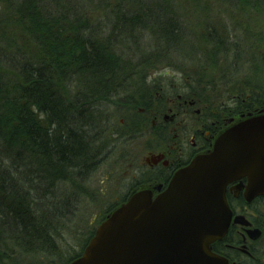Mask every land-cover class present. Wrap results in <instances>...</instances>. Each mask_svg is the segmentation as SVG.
Listing matches in <instances>:
<instances>
[{"label":"trees","instance_id":"16d2710c","mask_svg":"<svg viewBox=\"0 0 264 264\" xmlns=\"http://www.w3.org/2000/svg\"><path fill=\"white\" fill-rule=\"evenodd\" d=\"M240 2L223 4L230 9L247 7L264 14L263 0ZM148 3V0H92L91 5L94 4L96 8L74 12L73 18L67 16L69 7L66 6L63 15L56 19L48 16L50 11L43 8L41 0H15L6 8H1V242L5 241L2 233L6 232L10 235L6 238L11 239L16 246L33 251L43 249L42 253L50 256L58 254L59 218L62 217L59 211L65 208V201L56 191L63 190V183L70 184V172L76 175L72 176L75 181L70 184L75 190L92 171L91 167L96 163L101 146L106 145L103 136L100 138L101 134L93 136L94 129H88L94 128L92 118L102 114L106 118L109 104L120 99L122 94L129 100L130 96L135 99L134 85L130 79L136 73L126 69L130 63L127 59L129 55L121 50L115 51L114 48L122 41H129L127 46H131L130 42L136 40L128 37L129 33L135 31L133 25L140 26L150 21L156 35L151 40L157 50L165 52L180 47L179 42H182L183 34L187 32L181 22L172 21L175 15L168 17L161 10L153 13ZM123 8L128 11L137 9V13L118 25ZM153 8L156 10L163 6L153 5ZM95 12L105 17L99 26L102 17ZM64 16L66 18L63 19ZM89 16L96 20H90ZM109 28V32L106 31ZM146 31L151 33L148 28ZM206 37L216 50L214 55L224 54L225 62L232 63V57H235L233 63L239 59L243 67L251 58L252 64L258 63L264 69V53L259 54L257 59L252 55L246 58L240 38L236 43L228 32L220 34L212 29H208ZM152 59L143 55L141 60L147 63L142 66L143 70L150 66ZM70 86L75 87L73 94L67 90ZM261 93L263 97L254 95L256 98L249 101L257 104L255 109L246 104L248 99L240 100L235 112L238 115L264 112V91ZM74 113L79 115L72 116ZM89 113L94 115L90 116V121L87 119ZM84 125L88 126L87 132L82 130L85 129ZM46 140L49 143L47 146ZM49 146H53V150ZM39 154L43 162L37 160ZM34 164L37 166L30 168ZM64 169L68 172L64 175L67 179L64 176L56 179L59 181L58 188L51 187L48 181L51 175L56 177ZM32 193L39 196H32ZM6 247L8 245L5 244L2 250ZM0 260V264H5L3 255Z\"/></svg>","mask_w":264,"mask_h":264},{"label":"rangeland","instance_id":"374dc122","mask_svg":"<svg viewBox=\"0 0 264 264\" xmlns=\"http://www.w3.org/2000/svg\"><path fill=\"white\" fill-rule=\"evenodd\" d=\"M12 1L15 0H0V10L6 8ZM148 2L153 13L161 10L168 17L175 15L172 21L181 22L185 27L187 32H184V38L179 42L180 47L165 52L162 49L157 50L151 40L156 35L151 29L150 21L136 26L135 31L128 34V37L136 39L130 42L131 46H127L129 41H122L114 48L115 51L121 50L129 55L127 59L130 63L126 69L136 73V76L130 79L134 85L135 99L130 96L129 100L122 94L120 99L109 104L106 118L104 114L92 118L91 122L94 124L92 129L95 134L93 136L101 134L100 138L103 136L106 145L98 148L99 154L95 159L96 163L91 167L92 171L75 190L70 184L75 181L72 176L76 175L70 172L68 174L70 184L63 183L61 185L63 190L56 191L65 201L63 202L65 208L59 211L62 217L59 218L61 225L58 231V254L50 256L42 253L43 249L33 251L16 246L11 239L6 238L10 235L4 232L2 234L5 241H0V256L3 255L5 264H66L70 260L68 258L83 251L95 227L133 188L136 186L145 188L158 183L156 180L150 181L151 184L145 181L150 173L145 160L149 153L168 150L175 138L180 139V153L183 152L185 155L190 150L191 129L199 127L201 122L213 121L215 124L209 125L213 128L212 133L217 135L228 125L229 119L239 118L238 112H235L238 101L248 99L246 104L255 109L257 104L249 102L250 99H255L254 95L263 97L261 92L264 91V69L262 70L258 63L252 64L251 58L243 67L239 59L233 63L235 57H232V63L225 62L224 54L219 52L220 54L214 55L216 50L208 43L206 37L208 29L220 34L228 32L234 42L238 43L240 38V44H244L246 58L252 55L257 59L259 54L264 53L263 13L251 11L247 7L230 9L223 4L241 3L240 0H148ZM41 3L43 8L46 7L50 11L48 16L52 19L63 15L66 6L69 7L67 16L71 15L73 18L74 12L80 13L81 9L89 11L95 7L94 4L91 5L92 0H41ZM153 5H162L163 8L155 10ZM95 13L102 17L99 26L105 17L100 12ZM89 17L90 20H96L93 16ZM147 28L151 33H147ZM143 55L153 58L150 66L144 70L142 66L147 63L142 62ZM74 86L67 88L72 94L75 92ZM104 97L108 98L106 95ZM182 101L187 103L180 107L179 103ZM173 114L175 119L171 121L170 117ZM163 115L168 117L164 124L161 122ZM90 116L94 115L89 113L87 119ZM154 117H157L161 125L163 124L162 129L169 130L156 133L154 131L156 128L152 127ZM118 126H127L129 129H111ZM102 127H109V130L104 133V129H100ZM171 129L178 130L175 132ZM50 140H53V135L50 136ZM49 147L53 150V146ZM37 160L43 162L40 154ZM36 166L31 165L30 168ZM67 173L64 169L56 177L51 175L48 180L50 186H59L57 180ZM66 177L63 178L67 179ZM7 186L9 187V184ZM62 194L65 197H62ZM32 196L38 197L39 194L32 193ZM2 220L0 216V221ZM5 244L8 247L2 250ZM9 249L13 252L7 251Z\"/></svg>","mask_w":264,"mask_h":264},{"label":"water","instance_id":"95a60500","mask_svg":"<svg viewBox=\"0 0 264 264\" xmlns=\"http://www.w3.org/2000/svg\"><path fill=\"white\" fill-rule=\"evenodd\" d=\"M235 182L247 201L264 195V112L247 113L220 132L164 190L133 192L68 264H226L210 245L230 224L226 190Z\"/></svg>","mask_w":264,"mask_h":264},{"label":"flooded vegetation","instance_id":"af4514ba","mask_svg":"<svg viewBox=\"0 0 264 264\" xmlns=\"http://www.w3.org/2000/svg\"><path fill=\"white\" fill-rule=\"evenodd\" d=\"M186 103V101H182L179 106L186 105ZM167 118L166 115H163L161 122L163 121L164 124ZM174 119L175 114L170 117L171 121ZM163 124L161 125L157 117L152 120V127L156 128L154 131L158 134L169 130L162 129ZM209 124L214 125L215 123L213 121L211 123L201 122L199 127L190 130V150L187 154L180 153L181 141L174 138L168 150L149 153L145 157L147 170L150 172L145 181L148 184H151L152 180L158 182L149 185L154 193L165 188L176 170L188 164L197 154L209 150L215 137V133H212L213 128ZM105 128L107 129H104V133L109 130V127ZM111 129L129 128L118 126ZM171 130L176 132L178 129ZM237 184L235 182L227 186V199L232 211V220L228 231L221 239L214 241L211 248L226 260V264H264V195L247 201L243 196L244 187L238 190Z\"/></svg>","mask_w":264,"mask_h":264},{"label":"bare ground","instance_id":"6f19581e","mask_svg":"<svg viewBox=\"0 0 264 264\" xmlns=\"http://www.w3.org/2000/svg\"><path fill=\"white\" fill-rule=\"evenodd\" d=\"M137 9H135V10H133V11H128L127 10V8H123L122 10H121V15H120V20H121V22H119L118 21V25L120 24H122L123 23V21H125V19H127L129 16H132V15H135L137 12ZM117 20V19H116ZM115 21V20H114ZM111 28V27H110ZM110 28L108 29V30H106V31H108L109 32V30H110ZM134 28H136V25H133V30H134ZM75 115H79V113H74V114H72V116H75ZM87 118V117H86ZM90 118V117H89ZM88 121H90V119H88ZM85 129H82V130H84V132H87V128H88V126H83ZM88 129H92L91 127L90 128H88ZM100 129H107V128H100ZM80 132V131H79ZM46 142V146H47V144H49V143H47L48 141L46 140L45 141Z\"/></svg>","mask_w":264,"mask_h":264}]
</instances>
